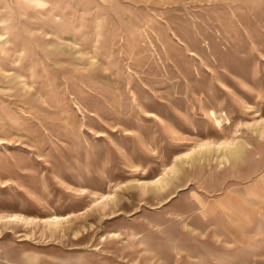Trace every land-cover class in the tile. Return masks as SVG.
I'll return each mask as SVG.
<instances>
[{"label": "rangeland", "instance_id": "1", "mask_svg": "<svg viewBox=\"0 0 264 264\" xmlns=\"http://www.w3.org/2000/svg\"><path fill=\"white\" fill-rule=\"evenodd\" d=\"M0 264H264V0H0Z\"/></svg>", "mask_w": 264, "mask_h": 264}, {"label": "bare ground", "instance_id": "2", "mask_svg": "<svg viewBox=\"0 0 264 264\" xmlns=\"http://www.w3.org/2000/svg\"><path fill=\"white\" fill-rule=\"evenodd\" d=\"M211 113L213 114V111ZM213 116H214V119L216 120L217 124H220L221 123V117L216 116L215 114ZM223 121H224V118H223ZM231 142H232L231 140H227V139H223V140H220L218 142H213V141H210V140H206V141H204V142H202V143H200L198 145L201 146V147H204V148H208L210 144H214V145H217V146H222V145H228ZM239 152H240V149L238 148V146H235V147H229L225 154L229 155V156L237 157L235 155L239 154ZM178 169H179V167H177L176 171L174 170L175 171L174 172V178H176V176H177L176 174H178L177 173ZM171 181H172V179H168L167 181H164L163 183H161L158 186V188L159 189H165L167 187V185L169 184V182H171ZM107 196H109V195H106L103 198H106ZM10 216H13L14 218H18V216L16 214H12ZM58 217L59 216H54V218H56V221H53L52 224L56 225V224L59 223V220L57 219Z\"/></svg>", "mask_w": 264, "mask_h": 264}]
</instances>
